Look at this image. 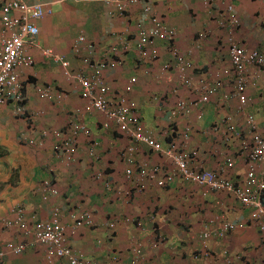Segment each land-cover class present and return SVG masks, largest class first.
I'll return each instance as SVG.
<instances>
[{"label":"crops","instance_id":"0c3cea01","mask_svg":"<svg viewBox=\"0 0 264 264\" xmlns=\"http://www.w3.org/2000/svg\"><path fill=\"white\" fill-rule=\"evenodd\" d=\"M27 1L45 4L52 13L36 22L38 34L25 44V52L34 63L31 69L21 71L23 114L14 115L11 107L0 106V221L14 219L16 206L25 211L24 229L13 227L0 232V248L9 241L31 243L34 225L51 219L58 208L67 245L97 264H131L137 246L141 248L137 264H264V234L251 221L250 209L230 194L204 192L184 181L169 159L134 143L113 122L107 121L109 127L103 128L106 119L102 115H76L75 110L84 101L75 82L65 77L53 57L43 54L51 50L75 73L87 70L82 62L85 52H76L74 47L78 36H85L94 46L93 62L104 58L112 45H126L127 54L120 55L123 65L110 67L103 74L111 89L109 99L116 102V97L125 96L164 148L172 141L170 127L182 132L186 125L191 126L187 144L199 151L201 167L216 170L231 159L234 167L228 170V176L240 183L246 166L238 153L239 140L231 136L227 141L222 121L230 118L241 128L245 115H253L264 137V72L247 69L248 103L240 108L230 98L234 76L228 48L236 43L264 55V0H210V8L204 0H137L128 4L123 15L103 0ZM147 5L166 26L176 30L172 42H155L158 57L149 62L141 61L136 49L137 26L149 27L142 13ZM228 5L239 20L230 31L220 26L223 19L227 24ZM172 50L191 63L192 88L178 82ZM163 66H168L164 72L160 71ZM132 77L136 82L126 92ZM200 80L212 89L208 102L187 118L177 117L172 124L168 113L178 99L194 101L202 96ZM37 87H49L64 98L61 102L40 100ZM74 121L91 131L98 147L94 156L89 155V141L79 136L75 161L66 166L53 150L51 132L66 135ZM24 137L40 145L29 144ZM130 146L136 150L128 163L125 150ZM154 166L161 168L160 179L174 174L172 182L158 187L140 177V172ZM127 169L132 170L130 178L125 176ZM139 179L143 190L137 188ZM45 180L56 187L57 196L42 191ZM85 211L90 212L92 225L72 233V216ZM223 222H231L235 228L217 237ZM110 223L113 229H109ZM204 233L209 237L202 241ZM0 264H48L45 247L31 245L19 256L8 254ZM52 264L68 263L54 259Z\"/></svg>","mask_w":264,"mask_h":264},{"label":"built area","instance_id":"2783aa9c","mask_svg":"<svg viewBox=\"0 0 264 264\" xmlns=\"http://www.w3.org/2000/svg\"><path fill=\"white\" fill-rule=\"evenodd\" d=\"M0 106H8L13 110L14 115H22L24 112V96L22 94L21 71L29 70L33 65V58L25 52V44L31 43L38 34L36 22L46 15H51V10L41 3H29L27 0H0ZM106 4L123 15L128 4H136L137 0H103ZM204 5L212 7L210 0H204ZM15 13L16 15H13ZM142 13L148 20L149 27L141 24L136 30V49L141 61H154L158 57V50L155 47L156 41L172 42L176 37V30L168 27L152 12L150 6H145ZM112 14V13H110ZM227 24L223 21L220 26L230 31L237 27L239 20L231 5L226 8ZM76 52L84 53L82 57L83 65L87 67L85 71L70 72L68 62L61 56L53 54L51 50H44L43 54L53 57L64 69L65 77L72 79L78 94L84 101V105L75 110V114L97 113L102 115L106 122L102 123L103 128H108L107 121L113 122L117 130L130 138L134 143L145 145L155 153L169 159L175 166V173L184 181L191 182L204 192H225L232 195L243 207L250 209V219L254 222L262 234H264V137L257 128L253 115H245L243 127L237 128L236 124L230 118L222 122L226 124L225 137L227 141L231 136L239 140L238 153L245 162V178L243 182L236 183L228 176V170L233 169L234 164L231 159H226L224 166L216 170H208L201 167L199 151L188 147L191 126L186 125L182 132H179L174 126L168 131L169 138L172 141L167 147H163L154 134L147 129L141 121L138 110H135L125 96L116 97V102L109 99L111 93L110 87L103 79L104 72L110 67H120L123 65V59L120 57L123 53L127 54L126 45H112L100 61L93 62L94 46L90 44L85 36L80 35L74 44ZM230 59V68L234 76L233 92L231 99H235L240 108L248 103L247 87L250 83L247 69L254 67L258 71L264 72V55L258 51H248L246 48L236 43H230L228 48ZM170 55L173 59L178 82L185 88L193 87V80L190 78L191 63L176 50H172ZM120 57V58H119ZM168 66H163L160 71L164 72ZM220 77L217 76L216 80ZM136 78L132 77L125 88L129 92ZM198 87L201 89L202 96L194 101L178 99L169 111L171 123L177 117L187 118L193 110L201 109L208 102L212 89L202 80L198 81ZM37 96L40 100L50 102H61L63 94L55 93L49 87H37ZM201 117V115H199ZM66 135L54 130L51 136L54 138L53 150L56 155L62 158L66 166L75 161L77 152V138L82 136L89 141L88 153L94 156L98 147V142L92 137L91 131L80 122H72ZM44 135L47 133L44 132ZM24 140L31 145H40L33 139L24 137ZM134 146L127 147L125 150V160L131 163L130 156L135 151ZM161 168L154 166L139 173L141 178L152 180L158 187H164L172 182L174 174H165L160 179ZM132 170L127 169L125 176L130 178ZM42 191L51 196H57L58 191L50 180H45L41 185ZM138 190H143L144 184L139 179ZM14 219L1 220L0 232L10 230L13 227L24 229L25 211L22 207L16 206L13 209ZM72 233H75L80 227L92 225V216L90 212L85 211L79 215H73ZM60 212L55 208L51 219L38 222L34 225L33 239L31 243L23 241H9L0 248V262L8 255L19 256L34 244L45 247V257L48 264H52L54 259L65 260L68 264H97L85 259L80 253H77L67 245L66 228L61 224ZM114 224H109V229H113ZM235 225L231 222H223L215 234L217 237H223L232 230ZM28 231H25V235ZM209 234L204 233L201 240L207 239ZM204 244V242H203ZM134 257L131 264H137L141 255V248L137 246L133 250ZM206 256V252L203 253Z\"/></svg>","mask_w":264,"mask_h":264}]
</instances>
